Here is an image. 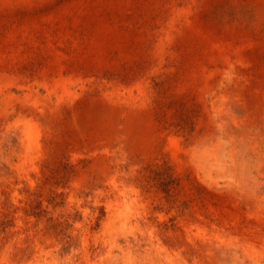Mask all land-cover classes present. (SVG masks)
Instances as JSON below:
<instances>
[{
	"label": "rangeland",
	"instance_id": "rangeland-1",
	"mask_svg": "<svg viewBox=\"0 0 264 264\" xmlns=\"http://www.w3.org/2000/svg\"><path fill=\"white\" fill-rule=\"evenodd\" d=\"M263 258L264 0H0V264Z\"/></svg>",
	"mask_w": 264,
	"mask_h": 264
},
{
	"label": "bare ground",
	"instance_id": "bare-ground-1",
	"mask_svg": "<svg viewBox=\"0 0 264 264\" xmlns=\"http://www.w3.org/2000/svg\"><path fill=\"white\" fill-rule=\"evenodd\" d=\"M218 107L219 108H226L227 111H225L227 114L231 113L230 111H232V109H236L239 107L237 105V103H235L233 101V99L231 97H222L220 96L219 99V103H218ZM248 107V106H247ZM246 108V107H245ZM241 110V109H240ZM221 112V111H220ZM232 117V116H231ZM232 119V118H231ZM21 125H22V132H23V137L20 139L19 141V145H21L23 148L27 147V143L31 140L34 139L35 136L39 133L40 128L38 123L33 120V119H26V118H22L20 121ZM15 139V138H14ZM137 213L136 211H129V214L123 213V212H118V218L122 219V227L124 229L127 228H131V224L136 225L140 230H142L143 232L146 233V241H144L147 245H154L156 246V248L161 249L162 245L161 242L159 240V238L152 233L151 231V227H149L146 224H143L137 217ZM121 226V224H120ZM119 226V227H120ZM118 235V234H117ZM134 238H136L137 240H142L144 239L143 236L141 237V235H137L134 232ZM213 238L215 239V236H213ZM110 240V239H109ZM116 240V237H111V244L114 243ZM123 240V239H122ZM128 238L124 236V242H127ZM110 243V242H109ZM123 243V242H122ZM145 244V245H146ZM134 245V244H133ZM132 245V246H133ZM140 246V245H139ZM110 247V246H109ZM124 249V248H123ZM163 249V248H162ZM129 250V249H128ZM44 252V251H43ZM255 253V251H253ZM108 253V252H107ZM109 254V253H108ZM255 256V255H254ZM257 256V255H256ZM264 259V258H263ZM154 262V261H153ZM166 263V262H165ZM257 263V262H256Z\"/></svg>",
	"mask_w": 264,
	"mask_h": 264
}]
</instances>
